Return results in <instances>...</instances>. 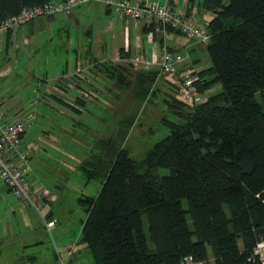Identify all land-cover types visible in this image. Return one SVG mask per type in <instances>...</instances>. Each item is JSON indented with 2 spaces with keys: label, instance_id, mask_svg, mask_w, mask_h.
<instances>
[{
  "label": "trees",
  "instance_id": "obj_1",
  "mask_svg": "<svg viewBox=\"0 0 264 264\" xmlns=\"http://www.w3.org/2000/svg\"><path fill=\"white\" fill-rule=\"evenodd\" d=\"M47 1L0 0V21ZM203 7L212 13L211 65L196 71L195 86L202 94L220 90L190 103L167 79L175 94L161 102L176 119L162 117L168 132L135 158L125 140L158 74L135 72L137 104L107 135L93 137L75 168L84 184L97 186L95 194L77 197L85 218L76 244L93 264H183L188 257L264 264L256 252L264 240V0H203ZM153 28L145 24L144 32ZM86 99L69 106L78 112ZM76 244L70 254L64 247L65 257L76 256Z\"/></svg>",
  "mask_w": 264,
  "mask_h": 264
},
{
  "label": "rangeland",
  "instance_id": "obj_2",
  "mask_svg": "<svg viewBox=\"0 0 264 264\" xmlns=\"http://www.w3.org/2000/svg\"><path fill=\"white\" fill-rule=\"evenodd\" d=\"M175 1L180 6H185L184 3L187 0ZM76 37V30H73L70 40L75 41ZM61 38L63 40L65 35L62 34ZM34 40L35 45L38 46V52L32 54V60H30L32 63H26V51L24 48H20L17 50L19 66L17 67L13 62L12 70L0 78V111L3 112L11 106H15V111L20 113L36 112V120L25 131L23 142L31 143V145L35 142L37 150L31 154L23 166L27 167L26 177L34 192H41V187L45 184L48 187L46 198L55 196L53 208L56 224L53 227L45 225L46 209L43 197L40 198L42 210L38 213L32 207L15 199L0 183L2 190V196H0V264H52L54 255H56L58 264H61L60 260H63L62 264H93L92 258L84 246L76 244L82 220L85 218L84 208L77 203V197L81 191L88 195L95 194L97 186L93 183L84 184L79 173L75 171V166L85 155L87 145L90 147L93 143L95 133L100 135L105 134L106 131L107 135L112 127H116L119 117L129 114L131 112L129 108H134L137 104V100L132 97L134 96L132 95L134 92L133 74L139 69L133 65L113 66L116 72L114 75L104 68L103 72L106 75L104 79L108 82L106 90L109 91L110 98L105 101L106 103L100 100L105 105L99 104V102L97 103L101 105L99 107L95 103L97 99L91 94L86 99V106L81 112L69 109L61 102H56L54 99L58 100L57 95L53 90L48 89L46 92L54 94L50 102L58 106V109L64 113L56 115L52 113L54 111L52 109L47 112L48 116L45 119L40 115L45 113L40 110L43 88H45L40 78L42 75H47L49 78L61 70V66H64L67 59L68 68L71 70L74 54L71 50L69 56L66 57L65 52L62 51L59 53V59L55 61L53 54L42 52V30L33 36L31 45ZM54 40L56 41V39ZM177 41L181 48V51L177 52L187 56L186 66L190 67V57L197 58H195L197 60L196 69H203L211 65L206 45L190 41L182 35H177ZM31 45L27 48L30 49ZM27 65L29 68L26 70L27 67L24 66ZM25 72L28 76L24 74ZM166 77V74L156 76L150 86V91L159 89L163 94L158 93L157 96H152L150 91L147 93L145 101L139 108L136 120L128 132L125 144L131 150L130 154L135 158L141 157L153 140L168 132L167 126L161 122L162 117L176 119L166 112L167 106L161 102L163 96H167L168 93L175 94L171 91L172 85ZM85 86L87 85L85 84ZM218 90H220L219 85L204 91L202 95L206 96ZM105 96L107 97L106 94ZM114 100L119 102L116 108H113L116 103ZM94 103L98 107L97 109L95 106L93 107ZM49 113L52 114L49 115ZM61 125L67 130L63 131ZM47 127L48 131H43L47 130ZM149 127L154 129L153 133L147 132ZM32 243L35 244L32 245ZM73 244H76V256L65 257L64 247ZM256 251L264 257V240H260L257 244ZM29 259H33L35 262ZM208 264H213L211 259Z\"/></svg>",
  "mask_w": 264,
  "mask_h": 264
},
{
  "label": "crops",
  "instance_id": "obj_3",
  "mask_svg": "<svg viewBox=\"0 0 264 264\" xmlns=\"http://www.w3.org/2000/svg\"><path fill=\"white\" fill-rule=\"evenodd\" d=\"M168 1L172 5L183 8L187 12L196 14L199 17L210 19L212 16L211 11L203 7V0H187L184 3L185 6H180L175 0ZM41 30L42 52L51 53V55L53 54L55 61L59 59V53L62 51L65 52L66 57L69 56L71 50L74 54V62L71 65V70L68 68L69 62L67 59L64 62V66H61V70L57 71L49 78L47 75H42V78H40L42 85L45 86V88H43L42 107L40 109L45 113L44 115H40H42V118L45 119H47L48 116L47 112L52 109L54 110L52 112L53 114L57 115L58 113L63 115L61 113H64V111L58 109V106H55L54 103L52 104L50 102L54 94H52V92H46L48 89L53 90L55 95H57L56 98L58 100H54L58 103H69V101L65 96L56 92V90L53 88L56 85H60L66 95H75V91L73 89L68 88L69 86L66 87L65 85L61 84L63 78H65L70 83H79L81 87L85 88L90 94L95 96L98 101L95 102L97 104L100 102V100L105 102L110 98V93H108L109 91L106 90V85H108V82L105 81L104 76L106 75L103 72V69L106 66L126 67L131 65L130 59L136 52L140 51L144 55L149 56L154 50H157L159 46L163 44L175 51H181L177 41V35L180 34L168 31L164 38L152 37L151 39V36L149 35L150 31L144 32V24L141 21H135L128 17L118 16L113 12L112 9L105 7L102 4L90 3L75 7L70 12L62 11L51 16L36 17L31 22L22 25L16 34H4L0 39V71L6 67L8 68L6 72L0 75V78L12 70L11 65L13 62L16 63L17 67L19 66L17 50L20 48H24L26 51V63H32L30 61L32 60V54L38 52V46L35 45V40L31 45L32 38ZM73 30H76L77 33L75 41L70 40L71 32ZM62 34L65 35L63 40L61 38ZM54 39H56V41ZM29 45H31L30 49L27 48ZM118 55L120 57L119 60H115V57ZM195 58L190 57L189 65L193 70L199 71L201 69H196L197 58ZM77 61H81L83 66L82 72L79 74L75 73ZM24 67H27L26 70L29 68L28 65ZM26 72L24 74L28 76ZM166 78L170 79L168 75ZM85 84L87 86H85ZM103 102H100L99 104L105 105ZM95 103L93 104V107L95 106L97 109L98 107L95 105ZM99 104L97 105L101 107ZM66 105H68L67 107L69 109L74 110V108L70 107L69 104ZM84 107L80 108L78 112H81ZM15 110L16 107L11 106L10 108L1 112L4 114L6 120H13L17 116L24 113H20L19 111ZM52 113H49V115ZM61 129L63 131L67 130L63 127V125H61ZM43 131H48V127L47 130ZM24 134L21 137V145L19 148V155L24 156V159L22 160L18 158L17 161V164L20 166L26 164L27 159L37 150L35 142L32 145L31 143L29 144L28 142H23ZM95 135L97 134L95 133ZM4 188L9 191L6 186ZM38 193L41 195V198L43 197L45 200L44 208L46 209V214L48 215L51 212L54 213L53 216L48 218L46 221L53 220V226H55L56 216L55 210L53 208V200L56 199L55 196L46 198L48 187L45 184L42 185L41 192ZM0 196H2L1 189Z\"/></svg>",
  "mask_w": 264,
  "mask_h": 264
},
{
  "label": "built area",
  "instance_id": "obj_4",
  "mask_svg": "<svg viewBox=\"0 0 264 264\" xmlns=\"http://www.w3.org/2000/svg\"><path fill=\"white\" fill-rule=\"evenodd\" d=\"M90 3H99L109 7L113 12L122 17H128L135 21H141L144 25L154 23L153 30L149 35L152 37L164 38L168 31L176 32L190 41L207 45L211 38L208 18L199 17L189 13L185 9L172 5L168 0H51L42 4L24 7L20 12L7 16L0 21V39L6 33L16 34L20 27L31 22L39 16H51L57 12H70L75 7ZM119 55L115 60H119ZM187 56L181 54L167 45H160L149 56L142 52H136L130 59V64L139 70H156L157 75H169L177 94L187 102L200 103L204 96L195 86L198 81V74L195 70L185 65ZM4 68L0 75L7 71ZM81 61H77L75 73L82 72ZM63 82V83H62ZM61 84L75 91L74 96L64 93L60 85L53 88L60 95L65 96L71 105L77 107L76 97L88 98L90 93L76 83H70L65 78ZM54 90V91H55ZM36 112L26 111L13 120H6L0 111V183L5 185L15 199L32 207L38 213L42 210L40 202L41 195L34 192L31 183L28 181L27 167L17 164L21 137L35 122ZM45 225L51 227L54 221H46ZM67 254L73 249V245L65 247ZM258 253V251H256ZM61 261V260H60ZM183 264H205L194 262L190 257L186 258Z\"/></svg>",
  "mask_w": 264,
  "mask_h": 264
}]
</instances>
